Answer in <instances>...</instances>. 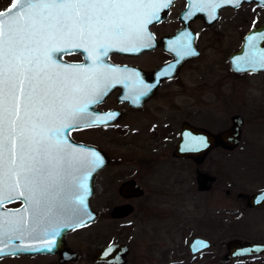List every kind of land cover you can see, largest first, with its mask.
<instances>
[{
  "label": "rangeland",
  "instance_id": "374dc122",
  "mask_svg": "<svg viewBox=\"0 0 264 264\" xmlns=\"http://www.w3.org/2000/svg\"><path fill=\"white\" fill-rule=\"evenodd\" d=\"M9 1L0 0V9ZM249 7L245 3L235 11L228 35L222 16L214 26H222L225 35L214 39L210 30L201 29L200 54L186 61L179 76L184 84L174 81L168 90L161 89L149 112L139 113L140 117L127 112L112 127L96 126L70 134L111 158L93 181L90 203L101 217L72 235L85 237V247L125 242L129 248L125 264H264V252L245 259L222 257L229 237L264 240V205L248 208L237 196L264 187V76H231L226 63L227 52L237 46L240 33L247 28L237 14ZM172 17L173 12L167 20ZM167 22L160 28H166ZM194 28L200 26L195 23ZM154 58L158 61L160 54L155 52ZM233 113L243 118L240 142L230 151L213 148L198 164L201 171L216 178L209 189L197 191L195 164L190 160L174 164L169 154L179 120L215 131L228 126ZM160 152L168 154L156 159ZM126 177L135 178L144 193L131 213L110 220L103 211L117 200L116 185ZM195 235L214 245L190 254L187 242Z\"/></svg>",
  "mask_w": 264,
  "mask_h": 264
},
{
  "label": "snow or ice",
  "instance_id": "6c2138e0",
  "mask_svg": "<svg viewBox=\"0 0 264 264\" xmlns=\"http://www.w3.org/2000/svg\"><path fill=\"white\" fill-rule=\"evenodd\" d=\"M170 3L14 0L0 11V208L16 199L25 205L23 212L0 213V244L7 241L10 246L13 239L34 236L39 230L44 248L51 251L59 234L58 215L67 211L68 219L76 221L87 215L88 176L102 161L95 151L69 144L65 134L82 121L91 127L115 118L117 113L89 112V105L98 103L113 83L121 82L120 70L106 66L103 57L111 49L151 46L147 25ZM238 4L235 0L234 6ZM220 6V0H206L198 7L213 14ZM182 35L184 43L177 54L195 55L190 34ZM261 37L264 33L248 37V55L250 64L264 67V51L255 50ZM73 50L86 52L91 66L57 62L55 57ZM138 83L134 102L154 87ZM191 143L206 146L202 137L192 138ZM23 250L31 246L16 248ZM2 254L4 247H0Z\"/></svg>",
  "mask_w": 264,
  "mask_h": 264
},
{
  "label": "water",
  "instance_id": "95a60500",
  "mask_svg": "<svg viewBox=\"0 0 264 264\" xmlns=\"http://www.w3.org/2000/svg\"><path fill=\"white\" fill-rule=\"evenodd\" d=\"M173 0H171L172 3ZM14 0H10L8 4L0 9V11H6ZM206 2V0H186L185 7L179 12L178 18L183 22V26L177 29L172 35L169 36H162L160 37L159 41H156L149 30V25H147V32L151 35L152 39L150 41L149 47L145 48H138L136 50H129V51H119L117 49H111L108 51L107 55L103 57V62L108 67H114L118 69V66L115 63L110 62L107 59L109 53H138L145 49H151L156 45L160 44L162 49L166 50L171 55V60L159 64L152 70L153 81H151V85L154 87L157 85L158 81L164 77H171L174 73L178 70V67L188 59L195 58L199 51L194 44L193 41V33L188 24V21L193 17L199 15L203 18L205 23H210L213 19L216 18L217 10L222 6H233L235 7V0H220L222 6L216 8L213 14H210V9H205L204 11L199 10V5ZM241 2H255L258 5H262L261 0H239ZM170 3V4H171ZM169 4V5H170ZM169 7V6H168ZM168 7L161 8L158 11V19H153V22H157L163 19L168 11ZM188 13H192L188 15ZM188 33V42L191 44L192 50L196 53L195 55H188V56H179L177 53L178 51L182 50V45L184 43V36L182 34ZM261 33H264V21L260 23L256 27H252L248 29L242 37V40L239 46L230 52L227 56V62L229 65L230 70L234 72H243V71H258L264 70V67H261L259 64H250L249 63V50L250 45L248 43L249 36H260ZM256 51H264V37H261L256 42ZM72 52H78L81 54L83 60L80 62H70L66 61L62 58L63 54H59L57 57V62H62L65 65L69 64H80L84 66H91L92 61L91 59H85L88 55L83 50H73ZM124 70H120L117 75L121 77V82L113 83L108 91L113 87H118L120 91L118 92V100L125 99L128 101V105L134 106V92L132 89L131 81L125 77L127 72V66L122 67ZM133 68V67H132ZM149 90L150 92L153 91V88ZM107 91V92H108ZM102 99V98H101ZM100 99V100H101ZM96 104V103H95ZM95 104L89 105V112L93 113L94 115H105L107 113H117L114 119L107 121L103 124H109L114 121L118 117V110H105L101 111L99 109L93 108ZM243 118L238 113H233L229 116V124L228 126L212 131L206 127L194 125L188 121H181L178 138L173 144L172 148V155L174 156H183L187 157L192 160L195 164H199L206 156V154L215 147H220L225 150H232L234 149L238 143L240 142L241 136V127H242ZM87 125V121H82L79 127H84ZM69 133V132H68ZM65 134V138L67 139L68 143L76 147L78 150L83 149L86 152L95 151L100 159L101 163L98 167L93 170L87 180L88 184V195L85 198V205L87 208V215H84L82 221L76 220H69L67 211L60 213L58 215V220L56 223V227L59 228V234L55 237V246L52 248L51 251H47L44 248L42 233L39 232L34 236H27L24 239H13L11 241V245L9 246L7 241L4 244H0V247L5 248V254L2 255H10V254H33V253H51L56 252L59 255L64 252V248L66 247L64 241V233L70 229L76 228L78 226H73L74 224H79V226L86 224L96 217V211L90 204V198L94 191L93 181L97 174V172L102 169L108 163V156L106 153L98 148L93 144H88L84 142H78L71 139L68 135ZM204 138L206 142V146H197L191 143L192 138ZM195 187L198 190H204L210 187L214 176L201 170L195 171ZM117 190L120 194L124 196L129 195H137L142 192V188L135 182L134 179H126L119 183ZM238 197L243 199V204L245 207H256L259 205L264 204V187L258 188L251 193L242 194L237 193ZM13 201H20V204L17 207H2L0 208V213L2 212H15L17 209L23 212L24 210V203L21 199H16ZM11 202V201H9ZM8 203V202H6ZM132 206L129 203H119L114 204L110 211L109 215L112 217L122 216L131 211ZM59 212V210H57ZM26 218L30 221V216L25 214ZM202 242V243H201ZM206 245V246H204ZM214 245L213 241L210 239L195 235L192 236L189 241L187 242V250L190 254L197 253L202 250H206ZM25 246H31V250H23V251H16V248H24ZM40 249V250H36ZM111 249V251H109ZM224 252L222 257L224 259L240 257V256H251V255H258L264 252V240H255V239H245L238 236H232L226 239L224 243ZM128 245L125 242H114V243H107L101 247H95L92 254L91 259L93 261H107L111 263H125L126 261V254L128 253Z\"/></svg>",
  "mask_w": 264,
  "mask_h": 264
},
{
  "label": "flooded vegetation",
  "instance_id": "af4514ba",
  "mask_svg": "<svg viewBox=\"0 0 264 264\" xmlns=\"http://www.w3.org/2000/svg\"><path fill=\"white\" fill-rule=\"evenodd\" d=\"M245 3H247L251 7L246 9V11H244L243 13H241V14L238 13L237 15H239L240 20H243V22L246 21L247 28L242 30V32L240 33L239 43L237 44V46H235L234 48L230 49L227 52V55H226L227 67H228V70H229L231 76H241L242 77L244 75H249V74H259V75L264 76V70L234 72V71L230 70L228 62H227L228 54L230 52H232L233 50H235L239 46L245 32L252 27L258 26L260 23H262L264 21V4L258 5L255 2H241L238 4V6H235V7L228 6V5L222 6L217 10L216 18L213 19L210 23H205L203 21V18L201 16L197 15V16L193 17L192 19H190L188 21V24L192 30V33H193L194 44L197 47L199 54H200V49L197 46V42H198V38L200 36L199 33H201L200 32L201 29L202 30H210L214 35V39L218 36L225 35L224 29L222 28V26H220L218 24H217L218 26L217 25L214 26L215 23L219 22V19L222 16L223 21H225L227 24L226 35H228L227 33L230 31V29L232 28V24L234 23V15L236 13L235 11L238 10ZM185 5H186V0H173L172 3L168 7V11H167L165 17L163 19L157 21V22L150 23L149 30H150L151 34L153 35V37L156 41H159L160 37H162V36L172 35L177 29H179L183 26V22L178 18V14L185 7ZM174 6H176V7L173 9ZM172 12H173V17L170 20H167L169 18V16L172 14ZM164 21H168L167 27L161 29L160 28L161 23H163ZM195 23H197L200 26L199 30H195V28H194ZM215 27H216V29H213ZM230 41H231V39H230ZM155 52H158L160 54V59L158 61H155V58H154ZM199 54L195 58H197L199 56ZM62 58L65 59L66 61L76 62V63L83 60L81 54L78 52H72L71 54H63ZM171 58H172L171 55L166 50L162 49L160 44L156 45L155 47H153L151 49L142 50L138 53H116V52H114V53H109L107 56V59L110 62L115 63L118 66V69L124 70L122 67L127 66V72H126L125 77H127L132 83V86H133L132 89L134 92L133 98L137 95V89L139 88L138 81H143L144 84L151 85V81H153L152 80L153 76L151 73L152 70L156 66H158L159 64H162L164 62L171 60ZM188 60H191V59H188ZM188 60H185L178 67V70L174 73V75H172L171 77L161 78L158 81L157 85L153 88V91H151V92L147 91L146 95L141 96L138 101L134 102V106L128 105V101L125 99L118 100L117 94L120 91V89L118 87L111 88L106 93V95H104L102 97V99L93 106V108L99 109L101 111L118 110L119 111L118 117L109 124H100V125H95V126H91V127H96V126L102 127V128L112 127L116 123H119L118 121L121 120L122 116H124L125 113H127V112H132L135 116H138V117H140L139 115L142 112H149L148 109L150 108L151 101H153L155 95L161 89L168 90L167 86L170 83H173L174 81L179 86L184 84L183 80L179 76H180L181 71L183 70L184 66L186 65V61H188ZM136 74H138V76ZM142 116H144V115H141V117ZM117 119H118V121H116ZM181 121H188V120L187 119H180L179 120L178 126L174 132L173 138H176V139L178 138V133H179ZM188 122H190V121H188ZM120 125H123V124H120ZM169 125L170 124H167L166 126H169ZM194 125H196V124H194ZM89 128H90L89 126L78 127V128L71 130L68 133V135L71 139H73L75 141L91 144L89 142L74 139L75 137L73 138L71 136L77 130L80 131V130H85V129H89ZM170 131H171V129H170ZM169 138L171 139L172 137L169 136ZM176 139L174 140V142L176 141ZM215 148L222 149L220 147H215ZM222 150L230 151V150H225V149H222ZM171 152H172V149L169 152V154L171 155V157H173V159H175V161L173 162L174 164H179L180 162L178 160H190L187 157L174 156V155H172ZM208 153L206 154V156L208 155ZM159 154L161 156H157L156 159H158V157L161 159L164 158L166 156V154H168V152H160ZM107 156H108V162H109L111 160V158L109 155H107ZM190 161L193 162L192 160H190ZM196 170H201L198 168V164H195L194 172ZM202 171H204V170H202ZM213 176H214V179L212 180L211 184L215 181V178H216L215 175H213ZM194 177H195V175H194ZM131 178L134 179L135 182L142 188V192L140 194H137V195H129V196H124V195L120 194L117 190L119 183H121L122 181H124L126 179H131ZM119 183L116 185V188H115V191L117 194V200L113 201L111 203H108L106 205L104 211H103L104 217H108L110 220H117V219H120V218L126 216L127 214L131 213L135 207L134 203H136L137 200L139 198H141V196L144 193L143 187L133 177H126L123 180H121ZM210 187H211V185H210ZM112 191L114 194L115 193L114 189H112ZM197 191L202 192L203 190L197 189ZM225 191L227 192L228 189H226ZM113 194H112V196H113ZM90 200H91V198H90ZM124 202L129 203L132 206L131 211L129 213L122 215V216H117V217H112L109 215V211L114 204H119V203H124ZM19 204H20V201H11V202L5 203L3 205V207L12 208V207H17ZM262 205H264V204H262ZM262 205H259L256 207H260ZM248 208H253V207H248ZM94 210L96 211V217L94 220H96L97 218L101 217L100 215H102V214L99 210H97L95 208H94ZM105 213H107V216L105 215ZM94 220H92L86 224H83L81 226H78L76 228L70 229L64 233V241H65L66 247L64 248V252H62L61 255H59L56 252L0 255V264H116V263H111V262H107V261H93L91 259V254H92L95 247H101V246L106 245L107 243H114V242H121V241L113 240V241L105 242V243L100 244V245H95L93 247H85V237H83V236L73 237L72 236L73 234L77 233L78 231L84 230L86 227L90 226ZM194 254L195 253H193L192 255H194ZM126 261H127V254H126ZM126 261H125V263H126ZM125 263H120V264H125Z\"/></svg>",
  "mask_w": 264,
  "mask_h": 264
},
{
  "label": "trees",
  "instance_id": "16d2710c",
  "mask_svg": "<svg viewBox=\"0 0 264 264\" xmlns=\"http://www.w3.org/2000/svg\"><path fill=\"white\" fill-rule=\"evenodd\" d=\"M252 256H255V255H251V256H240L242 259H245L246 257H252ZM240 257H236V258H240Z\"/></svg>",
  "mask_w": 264,
  "mask_h": 264
}]
</instances>
